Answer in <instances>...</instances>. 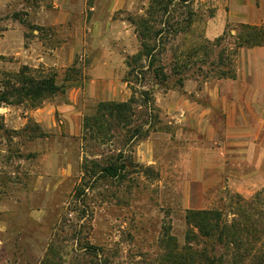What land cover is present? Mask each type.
I'll use <instances>...</instances> for the list:
<instances>
[{
    "label": "rangeland",
    "instance_id": "1",
    "mask_svg": "<svg viewBox=\"0 0 264 264\" xmlns=\"http://www.w3.org/2000/svg\"><path fill=\"white\" fill-rule=\"evenodd\" d=\"M248 1L191 0L194 28L208 39L230 32L245 22L228 13ZM150 2L6 0L0 7V80L27 65L40 76L55 74L58 83L68 77L65 84H72L64 94L45 95L38 107L18 96L0 106V264H53L57 245L60 259L54 264H161L162 235L184 241L186 209L224 207L228 194H240L232 182L249 167L234 160L221 165L215 152L227 143V121L210 98L216 79L188 78L181 89H155L157 117L142 140L126 143L117 132L104 144L93 138L87 152L82 119L94 103L82 95L75 104L78 120L53 108L43 120V107L69 102L70 88L82 90L95 61L110 64L106 78L124 76V57L139 49L131 19ZM217 25L220 32L207 36V28ZM43 54L51 62L43 63ZM199 106L212 108L208 120L214 130L195 115ZM120 149L139 167L128 166L122 178L93 177L91 188L82 185L85 156L104 163L105 155ZM75 185L85 194H74ZM262 190L264 185L240 195L250 199ZM86 245L94 248L85 251Z\"/></svg>",
    "mask_w": 264,
    "mask_h": 264
},
{
    "label": "trees",
    "instance_id": "2",
    "mask_svg": "<svg viewBox=\"0 0 264 264\" xmlns=\"http://www.w3.org/2000/svg\"><path fill=\"white\" fill-rule=\"evenodd\" d=\"M190 2L151 0L143 15L131 19L139 49L125 59L127 70L122 77L130 95L122 101L99 102L90 115L83 116L81 137L86 149L92 148L93 138L99 137L104 144L117 132L123 133L126 143L146 138L157 117L153 104L155 89H181L188 78L233 79L239 47L264 45V25L250 23H238L230 32L224 30L208 39L194 28ZM36 73V69L22 65L17 72L3 74L0 106L10 104L12 96H18L19 102L38 107L45 95L64 94L72 86L65 84L68 77L58 83L55 74ZM105 159L100 163L84 157L83 186L91 188L89 181L93 177L122 178L124 172L130 171L128 166H138L121 149L116 155H105ZM73 191L85 194L79 185ZM224 204V207L186 209L184 241L179 244L174 236L164 233L160 240L163 247L160 263L264 264V190L250 199L238 193L228 194ZM60 248L57 245L52 252L54 263L60 259ZM83 248L86 251L94 246Z\"/></svg>",
    "mask_w": 264,
    "mask_h": 264
},
{
    "label": "crops",
    "instance_id": "3",
    "mask_svg": "<svg viewBox=\"0 0 264 264\" xmlns=\"http://www.w3.org/2000/svg\"><path fill=\"white\" fill-rule=\"evenodd\" d=\"M5 1L0 0V7ZM254 1L249 0L242 5L243 8L238 7L237 10L241 12L230 11L228 17L245 23L264 22V0ZM58 4H60L58 1L55 2V5ZM55 18V16L52 18V22L57 20ZM14 30L19 31L18 28ZM218 32H220L218 25L215 28L209 26L206 30L209 37L215 36ZM135 35L134 33V37ZM137 51L138 49L129 51L124 57V65L126 57ZM47 62L51 61L43 54V63L47 64ZM52 63L56 64V61ZM235 64V78L216 79L214 89L210 91L211 103L221 108V115L227 121L224 130L227 143L223 145V148H215V152L221 158V165L227 164L228 160H234V165L249 167L250 171L247 174L240 175L232 182L237 192L243 196H249L253 190L264 185V45L239 47ZM91 66V76L82 90L70 88L67 91L69 102L43 107V120L46 118L44 112H50L51 108L59 110L68 119L77 117L78 120L80 112H77L75 104L81 95L86 97V101L94 103L93 108L99 102L116 96L121 97L119 99L121 101L126 100L130 93L123 77L115 80L105 77L106 73L108 76L112 75V68L108 62L95 61ZM121 86H123L122 90H120ZM211 111V107L208 109L199 106L194 112L199 116L202 124L208 120V117L210 118ZM185 118L188 116L186 115ZM205 124L210 130H214L209 120ZM76 128L75 126V130Z\"/></svg>",
    "mask_w": 264,
    "mask_h": 264
}]
</instances>
